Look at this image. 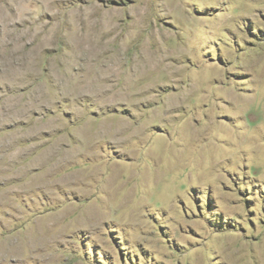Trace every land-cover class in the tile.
Returning <instances> with one entry per match:
<instances>
[{
  "label": "rangeland",
  "instance_id": "1",
  "mask_svg": "<svg viewBox=\"0 0 264 264\" xmlns=\"http://www.w3.org/2000/svg\"><path fill=\"white\" fill-rule=\"evenodd\" d=\"M0 264H264V0H0Z\"/></svg>",
  "mask_w": 264,
  "mask_h": 264
}]
</instances>
